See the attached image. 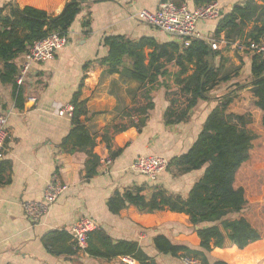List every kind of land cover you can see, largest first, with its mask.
I'll return each instance as SVG.
<instances>
[{
  "label": "trees",
  "instance_id": "1",
  "mask_svg": "<svg viewBox=\"0 0 264 264\" xmlns=\"http://www.w3.org/2000/svg\"><path fill=\"white\" fill-rule=\"evenodd\" d=\"M173 1L181 3V0ZM214 1L193 0L198 5ZM82 2L66 0L57 13L14 1L0 7V83L10 87L16 107H30L26 105L23 88L16 83L19 72L16 59L35 40L53 32L67 35ZM84 26L89 28L90 21L86 20ZM221 35L228 45L263 41L264 0H245L233 5L217 20L212 37L192 39L188 46L176 40L159 42L151 36L131 39L113 34L103 37L106 54L82 65V76L68 103L72 107L70 129L59 145L68 154L77 151L86 154L84 179L98 172L100 157L93 151L96 137H101L109 158L117 157L122 149L115 144L114 136L130 127L142 130L154 106L151 93L158 85L165 88L164 97L168 102L163 113L164 123L175 125L188 119L198 101L209 98L212 90L238 75L242 63L231 71L215 64L214 58L220 52L213 50L209 41H219ZM96 66L102 69V76L118 73L138 84L131 103L119 109L98 133L91 132L86 125L93 114L88 111L87 99L82 98L88 73ZM257 155L264 157V61L258 54H251L249 82L230 83L227 90L217 96L215 106L190 147L168 159L166 170L173 176L203 168L187 194L170 193L156 185L145 196L143 187L128 186L112 192L107 200L108 210L117 214L133 205L143 212L170 210L186 214L189 222L197 227L200 250L174 244L158 234L153 238V246L162 254L198 260L204 252L222 248L227 243L244 249L264 239V217L259 214L258 203L249 199L244 184L239 181L240 173ZM8 183L9 163L0 160V186ZM40 240L55 256H70L79 250L65 229L49 230ZM83 251L105 260L127 257L139 264H159L136 242L113 241L101 228L89 232ZM213 264L228 263L216 260Z\"/></svg>",
  "mask_w": 264,
  "mask_h": 264
},
{
  "label": "crops",
  "instance_id": "2",
  "mask_svg": "<svg viewBox=\"0 0 264 264\" xmlns=\"http://www.w3.org/2000/svg\"><path fill=\"white\" fill-rule=\"evenodd\" d=\"M13 1L57 13L66 0H0V7ZM160 1L83 0L80 12L68 29L66 45L52 59L31 64L21 85L26 105L30 107H16L12 90L0 83V109L6 114L8 131L0 160L7 161L10 166V183L0 186V264H139L127 257L96 258L82 250L70 256L50 254L41 243L42 235L49 230L68 231L81 216L91 218L96 228L103 229L113 241L136 242L159 264L184 263L183 258L157 252L153 238L158 234L174 244L200 250L197 227L189 222L186 214L170 210L143 212L133 205L114 214L108 210L107 200L113 191L133 185L143 187L145 196L156 185L170 193L186 195L203 168L176 176L165 169L155 180H150L132 167L133 160L142 155H160L170 159L185 152L216 104L214 91L225 92L230 83L235 82L234 78L212 90L209 98L198 101L188 119L175 125L164 123L163 113L168 102L164 97L165 88L158 85L151 93L154 106L142 130L130 127L114 136L115 144L122 151L111 159L109 166L101 163L109 153L101 137H96L93 151L100 157V164L97 174L88 180L83 177L86 154L79 151L68 154L59 146L70 129L69 117L60 115L59 111L69 103L76 90L82 76V65L106 54L103 37L121 34L131 39L151 36L159 42L176 40L136 17L141 9L155 10ZM244 1L215 0L222 13ZM181 2L190 9L198 5L193 0ZM86 20L90 21L87 29L84 26ZM216 24L217 20H200L196 29L202 36L210 38ZM222 39L221 35L219 41ZM218 51L220 54L214 58L217 66H224L226 70L225 66L242 63L239 73L245 71L250 78L251 54H239L224 48ZM23 60L22 54L16 59L17 64L21 65ZM101 70L96 66L89 71L82 90V98L87 99L88 111L93 114L86 125L94 133L107 125L119 109L131 103L132 93L138 86L134 80L124 79L118 73L102 76ZM31 97L36 99L32 103L28 101ZM52 174L58 175L67 188L48 206L44 215L33 222L26 216L22 205L26 201L42 199L43 189ZM228 244L231 243L225 246ZM251 245L263 247L264 239L241 250L233 244L226 248H213L197 259L201 264H213L216 260L236 264L235 259H242H230L232 255ZM262 256L264 251L257 250L251 256V264H257L256 259Z\"/></svg>",
  "mask_w": 264,
  "mask_h": 264
},
{
  "label": "built area",
  "instance_id": "3",
  "mask_svg": "<svg viewBox=\"0 0 264 264\" xmlns=\"http://www.w3.org/2000/svg\"><path fill=\"white\" fill-rule=\"evenodd\" d=\"M222 16V10L214 2L203 3L190 9L185 2L176 3L173 0H162L155 10L141 9L136 17L142 22L159 29L170 35L183 46H188L192 39H209L197 32L196 24L200 20H218ZM210 46L213 50L231 49L236 53L258 54L264 61V40L260 42H248L241 44L239 42L228 43L222 39L217 41L210 39ZM67 43V35H61L53 32L47 37L35 40L23 53L24 60L19 65V72L16 76V83L22 85L28 74L31 64L34 62H43L54 57L55 53L64 47ZM36 99H28L30 103ZM72 107L69 104L64 105L59 114L69 117ZM8 138L6 129V114L0 109V159L4 154V144ZM104 166L111 164V158L106 157L101 160ZM168 159L160 155H142L133 160L132 167L138 172L144 174L150 180H155L158 174L167 167ZM67 185L61 181L60 177L52 174L47 181L42 199L39 201H26L23 203L24 212L31 221L37 222L47 211L58 196L66 190ZM96 228L95 222L85 216L79 217L69 228L72 240L79 250L87 245L88 234ZM184 264H200L196 259L183 258Z\"/></svg>",
  "mask_w": 264,
  "mask_h": 264
},
{
  "label": "rangeland",
  "instance_id": "4",
  "mask_svg": "<svg viewBox=\"0 0 264 264\" xmlns=\"http://www.w3.org/2000/svg\"><path fill=\"white\" fill-rule=\"evenodd\" d=\"M233 55L236 56V53H234ZM233 67L235 66L229 65V66H225V69L231 71ZM249 79L250 78L246 76L245 71H241L234 78V80L238 81L239 83L249 82ZM223 92H224L223 90H216L214 91L213 94L220 96L221 94H223ZM239 181L244 184L249 199L252 202L258 203L256 205L259 209V214L260 215L262 214L264 217V209H262L264 207V197L262 196V191L264 188V157L257 155L250 164V166L240 173ZM227 246L222 248H226ZM257 250L264 251V246L257 247V245L255 246L251 245L247 249L241 252L237 251L235 254L232 255V258L230 259H235V258L242 259V260L235 259L236 264H244V262H248V264H251L252 261L251 256H254ZM230 253L231 252H229V254ZM256 262L257 264H264V256L257 258Z\"/></svg>",
  "mask_w": 264,
  "mask_h": 264
}]
</instances>
